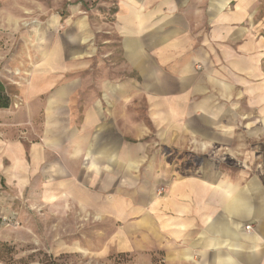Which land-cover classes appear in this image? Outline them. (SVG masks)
<instances>
[{"label":"crops","instance_id":"obj_1","mask_svg":"<svg viewBox=\"0 0 264 264\" xmlns=\"http://www.w3.org/2000/svg\"><path fill=\"white\" fill-rule=\"evenodd\" d=\"M7 1L14 0L0 4ZM67 1L76 7L82 0L58 6ZM115 6L109 28L121 42V71L127 65L135 76L108 69L93 81L96 88L83 86L66 79L80 65L67 67L61 55L45 65L53 68L21 82L24 104L0 109V214L19 211L18 201L22 211L91 217L109 225L95 231L100 243L163 249L172 264H264V0ZM242 98L245 135L262 137L243 175L156 168L143 184L149 148L142 140L151 133L144 119L164 137L157 151L174 147L180 135L197 137L201 146L208 135H232V122L224 131L216 124L225 113L233 120Z\"/></svg>","mask_w":264,"mask_h":264},{"label":"rangeland","instance_id":"obj_2","mask_svg":"<svg viewBox=\"0 0 264 264\" xmlns=\"http://www.w3.org/2000/svg\"><path fill=\"white\" fill-rule=\"evenodd\" d=\"M57 1L14 0L7 1L5 7L0 4V78L16 91L12 108L19 109L25 102L21 82L53 68L45 65L49 59L61 60V55L67 67L75 62L80 65L77 71L68 69L66 79L81 80L83 86L90 84L96 88L93 81L100 80L108 69H113L110 75L120 74L127 79L135 76L127 65L121 71L125 64L121 42L110 32L109 23L117 12L115 0H82L76 7L71 1L58 6ZM196 68L202 70L203 66L197 64ZM226 73L223 71L225 78L235 80L234 75ZM216 91L218 101L224 103L225 95ZM245 111L242 98L235 118L230 120L225 113L221 125L216 124L224 131L232 122V135H208L207 144L203 139L201 146L197 137L188 140L180 135L174 137V147L163 151L157 149L165 148L160 144L164 137L144 119L143 126L151 133L142 140L149 148L140 172L143 184L149 185L156 168L163 172L168 169L174 175L199 170L233 177L243 175L246 162L255 159L252 151L255 139L262 138L245 135L248 117ZM204 115L202 118L207 120ZM257 120L253 117L251 121L254 127L261 125ZM198 121L192 120L195 127H199ZM14 208L21 209V203L15 201ZM20 209L10 216L0 214V242L7 243L0 246V264H172L163 249L121 251L115 244L100 243L95 231L109 225L91 222V217H54L46 215V210ZM247 226H251L249 231L253 229L252 225Z\"/></svg>","mask_w":264,"mask_h":264},{"label":"trees","instance_id":"obj_3","mask_svg":"<svg viewBox=\"0 0 264 264\" xmlns=\"http://www.w3.org/2000/svg\"><path fill=\"white\" fill-rule=\"evenodd\" d=\"M14 87L0 78V109L9 108L15 101ZM7 243L0 242V246Z\"/></svg>","mask_w":264,"mask_h":264},{"label":"built area","instance_id":"obj_4","mask_svg":"<svg viewBox=\"0 0 264 264\" xmlns=\"http://www.w3.org/2000/svg\"><path fill=\"white\" fill-rule=\"evenodd\" d=\"M251 226H247V230H250Z\"/></svg>","mask_w":264,"mask_h":264}]
</instances>
